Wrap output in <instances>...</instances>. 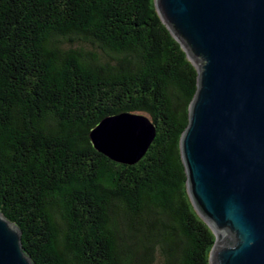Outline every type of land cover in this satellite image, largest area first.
<instances>
[{
    "label": "trees",
    "instance_id": "obj_1",
    "mask_svg": "<svg viewBox=\"0 0 264 264\" xmlns=\"http://www.w3.org/2000/svg\"><path fill=\"white\" fill-rule=\"evenodd\" d=\"M197 75L154 0H0V210L37 264H210L180 152ZM122 112L156 126L133 164L90 138Z\"/></svg>",
    "mask_w": 264,
    "mask_h": 264
},
{
    "label": "water",
    "instance_id": "obj_2",
    "mask_svg": "<svg viewBox=\"0 0 264 264\" xmlns=\"http://www.w3.org/2000/svg\"><path fill=\"white\" fill-rule=\"evenodd\" d=\"M197 69L180 138L187 191L216 236L210 264H264V0H154ZM156 137L144 114L103 118L90 132L110 159L139 161ZM0 210V264H37Z\"/></svg>",
    "mask_w": 264,
    "mask_h": 264
}]
</instances>
